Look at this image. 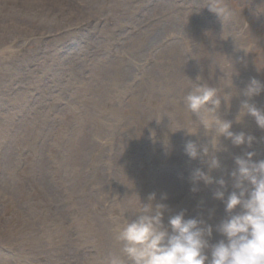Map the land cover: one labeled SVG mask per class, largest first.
<instances>
[{"label":"rangeland","instance_id":"rangeland-1","mask_svg":"<svg viewBox=\"0 0 264 264\" xmlns=\"http://www.w3.org/2000/svg\"><path fill=\"white\" fill-rule=\"evenodd\" d=\"M146 1L111 0L100 16L96 0H0V264H105L119 252L113 218L134 217L151 193L165 219L214 210L215 226L226 212L214 192L234 190L235 157L264 159V129L251 115L236 121L249 81L264 83V0H224L225 25L207 0ZM195 84L217 87L221 118L256 138L221 136L219 168L202 152L212 133L187 128L198 127L184 106ZM250 102L264 109V92ZM197 169L214 182H194ZM221 238L214 228L211 241Z\"/></svg>","mask_w":264,"mask_h":264},{"label":"clouds","instance_id":"clouds-1","mask_svg":"<svg viewBox=\"0 0 264 264\" xmlns=\"http://www.w3.org/2000/svg\"><path fill=\"white\" fill-rule=\"evenodd\" d=\"M206 5L218 15L223 25L231 20L233 11L224 0H207ZM231 36L237 40L236 35ZM195 85L184 96V106L196 116L198 127L195 131L187 128L191 134H196L201 126L206 133H212V151L205 145L202 152L210 157V169L219 168L221 162L214 153L221 150V136L230 138L236 146L247 144L249 147L256 138L231 131L233 122L221 118L218 113L222 95L217 87ZM261 92H264V83L252 78L244 89L243 94L248 99L241 103L237 122L245 115H251L264 129V109L250 102ZM185 151L193 159L201 155L200 146L193 141L187 142ZM255 155L254 151H248L235 157L236 167L231 172L234 190L227 198L223 190L214 192V197L224 202L226 212L215 226L208 222L214 210L210 211L208 219H186V209L165 219L169 206L157 202L156 193H151L147 202L141 201L132 218L121 209L113 218L114 239L119 252L109 253L105 264H264V159L254 160ZM192 179L194 182L203 180L205 184L214 182V178L201 169L195 170ZM218 183L221 188L227 187L223 178ZM193 191L197 189L194 187ZM166 199L165 193L161 201ZM214 228L222 236L215 243L211 241Z\"/></svg>","mask_w":264,"mask_h":264},{"label":"bare ground","instance_id":"bare-ground-1","mask_svg":"<svg viewBox=\"0 0 264 264\" xmlns=\"http://www.w3.org/2000/svg\"><path fill=\"white\" fill-rule=\"evenodd\" d=\"M96 1H100V5L102 6V10H99V14L100 16L102 15V13H107V11H111L110 10V3H111V0H96ZM115 1V0H113ZM119 1V0H118ZM127 5L129 7V5H132L130 3L127 2ZM130 9V8H129ZM187 24V23H186Z\"/></svg>","mask_w":264,"mask_h":264}]
</instances>
